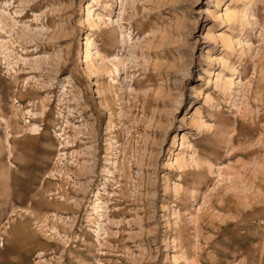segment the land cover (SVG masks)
<instances>
[{
	"label": "rangeland",
	"instance_id": "374dc122",
	"mask_svg": "<svg viewBox=\"0 0 264 264\" xmlns=\"http://www.w3.org/2000/svg\"><path fill=\"white\" fill-rule=\"evenodd\" d=\"M87 1L0 0V264H264V0Z\"/></svg>",
	"mask_w": 264,
	"mask_h": 264
},
{
	"label": "bare ground",
	"instance_id": "6f19581e",
	"mask_svg": "<svg viewBox=\"0 0 264 264\" xmlns=\"http://www.w3.org/2000/svg\"><path fill=\"white\" fill-rule=\"evenodd\" d=\"M134 0H121V5H120V9H119V14H118V23L120 22V20H122V16L126 14L127 12V8L129 5L132 4ZM108 2L109 0H88L85 5L83 4L82 6V11L83 14L85 13L86 16V21L89 23V17L94 14L95 12V6H101L103 8V11H105V9H107L108 7ZM120 24V23H119ZM88 42H87V47H86V52L85 54V61L86 59H88ZM115 73L116 75H118V70L115 68ZM228 85L230 84V81L227 83ZM29 130L33 133V134H39V128L37 125L33 124L29 127Z\"/></svg>",
	"mask_w": 264,
	"mask_h": 264
}]
</instances>
